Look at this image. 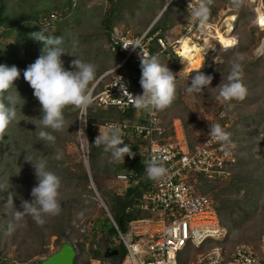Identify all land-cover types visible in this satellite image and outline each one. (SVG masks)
<instances>
[{
    "label": "trees",
    "instance_id": "trees-1",
    "mask_svg": "<svg viewBox=\"0 0 264 264\" xmlns=\"http://www.w3.org/2000/svg\"><path fill=\"white\" fill-rule=\"evenodd\" d=\"M75 1L0 0V64L15 65L21 70L20 77L14 83L25 101L20 116L21 119L25 120H21L19 123H12L5 130L0 131V185L5 188L0 191V245L3 233L8 230L9 223L7 220L9 218L12 220L15 211L23 210L21 208L22 200H31V189L37 184L31 163L26 162L24 160L25 155L22 156L19 153L23 147H28V151L33 156L47 159L49 169L61 181L58 196L59 213L54 216H46L43 225H38L34 221L31 223L28 216H25L27 217L26 222L28 225L26 229L29 227L34 234L41 232L42 229H47L46 238L51 236H57L58 239L59 237L69 238V228H71L72 223L69 216L74 205H82L83 202L87 203L88 201L90 203L87 206L95 207L98 205L96 194L93 188L90 187L87 168L77 160L72 163L71 152L68 153L67 151L65 154L62 151V145L59 143L64 130H68L71 133L70 137L74 139L80 109H74L72 106H67L64 109L65 127L63 131L53 133L56 137L54 144H44L36 135V125L32 121L38 123V119L42 117V110L38 100L33 95V89L23 78V71L39 57L43 45L42 42L31 38L29 34L40 31L43 27L46 34L63 35L69 50H71L72 43L75 41L79 57L95 65L96 75L92 82V87L115 62L124 58V55L119 51L111 50L110 39L113 28L116 25L122 26L124 29L131 26L133 29L137 28L135 33H138L137 31L143 33L167 3V0H108V6L105 9L101 6H94V9L88 12L87 10H82L85 0H77L79 3L74 7ZM222 1L223 7L229 5L238 14L235 29L237 44L232 48L222 49V61L216 65L213 64L204 73L213 77L211 86L200 93L193 92L191 94L206 99L212 98V94L219 91L218 88L214 87L222 82L223 76L226 78L228 75L231 62L236 60L237 57H241L242 59L239 61L241 64L240 78L247 91L243 99L231 101L237 103L239 107H243L262 100L256 110L250 111L247 109V111L239 114V122L245 127L243 132L234 128L228 131L230 141L236 146L237 155V164L233 168L232 177L228 185L225 188L216 189L215 185L205 183L200 185L201 188H198L202 193L213 196L212 198L216 203L222 224L227 228L228 235H231L240 226L237 221L239 218L244 220L248 216L251 217L258 211V208L264 210V201L261 194V191H264V171L257 176H252L254 169L261 165L262 160L260 158L264 159V148L260 152L261 156L259 159L253 158V152L251 153V149L254 148L258 138H260V134L264 132V59L249 56L248 49L254 43L255 38L250 39L249 36H241L240 34L242 29L251 23L246 18V15L249 14V7L245 6L244 0ZM220 7L222 8L216 2L208 10V17L217 15ZM252 12L250 11L251 15L254 16L255 12L253 10ZM168 13H173L174 16L172 15L169 18ZM175 14L177 17H175ZM186 15L187 12L182 8L181 0H175L168 5L152 30H156L161 26L167 29L177 24H183ZM47 21L51 23H47ZM95 23L99 24L96 29L92 27ZM257 28L259 26H254L253 29ZM253 29L251 31H254ZM78 38L79 40L77 41ZM91 40H99L101 43L100 46H96L94 51L89 50L92 46L85 48V44L91 42ZM89 45H92V42ZM151 50L153 53L159 51L157 41L154 40L152 42ZM75 58V56L70 54L62 56L64 67L68 70H73L71 61ZM159 58L162 63L170 67L174 74L177 73L180 68V61L173 52H170L169 56L166 53H161ZM122 70L129 79L132 88L138 94H142L143 90L139 82L141 77L140 62L129 58ZM260 70H263L261 74L259 73ZM190 78L191 76L178 79L173 104L168 108L158 110L167 128H170L175 117H179L187 129L190 122H194V112L185 101V95H189V93H186L185 88L188 86ZM223 82H226V80ZM104 83L102 80L99 81L95 92H98ZM259 90L262 91L261 94L258 93ZM136 112L138 111L132 108L123 110L117 106L101 108L91 104L87 107V132L89 145L91 146H89L88 153L89 170L97 190L108 207V212L111 213L122 231L128 230L131 220L146 215L138 208L130 210L129 207L136 205V202L147 191L153 179H150L144 170L143 161L145 159L126 154L124 162H115L112 160L110 153L103 151V146L95 147L92 145H94V140L97 136V125L106 122L133 123L136 119H139ZM186 115L189 119H185ZM68 119L70 121L67 125ZM165 121H168L166 122L167 124ZM187 129L185 130L186 135L190 146L193 147L200 141L191 140ZM249 135L255 137L254 145H252L253 141L250 142ZM122 139L132 148V151L140 150L144 144H147L145 138L137 137L132 130L123 132ZM24 141H28L30 144L25 146V143H22ZM57 154L61 157L59 160L55 159ZM73 157L75 158V154ZM123 169L131 174L127 181L128 184L125 187L118 185L120 189L113 194L109 192L107 201L101 192V187H103L101 180L109 177L114 178ZM195 178L200 181L207 180L202 174H197ZM218 182L222 181L218 180ZM243 187L246 191L241 196L239 191ZM226 192L232 193L235 197L231 198L229 194L225 196L227 195ZM40 235L43 236L42 233ZM92 235L94 238H113L116 235V229L113 224H110L107 229L101 228L98 232L92 231ZM82 238L87 237L83 235ZM81 246L86 247L85 242H81ZM114 248L119 251L118 246L115 245ZM124 254V246L122 254L119 251L117 255L109 258L104 257L100 248H93L92 246L89 249V256L101 258L104 261L108 260L109 264H120ZM85 264L90 263L86 261Z\"/></svg>",
    "mask_w": 264,
    "mask_h": 264
},
{
    "label": "built area",
    "instance_id": "built-area-1",
    "mask_svg": "<svg viewBox=\"0 0 264 264\" xmlns=\"http://www.w3.org/2000/svg\"><path fill=\"white\" fill-rule=\"evenodd\" d=\"M181 1L187 16L180 32L170 30L169 33H164L161 29L154 31L151 25L141 35H134L130 30L114 27L110 47L112 51L122 53L124 58L105 73L109 78L106 82L104 76L99 79L105 83L98 92H95L97 83L92 88V104L97 107L117 106L123 110L132 108L143 114V122H111L109 125L120 127L122 132L132 130L138 137L145 138L148 141L147 158L160 156L166 169V174L154 179L136 205L140 210L147 212L148 216L131 220L127 233H123L112 218L118 235L112 238L111 242L125 247L120 264H264V233L256 247L240 243L228 252L223 245L228 230L222 224L215 201L210 195L199 191L192 181L197 174H202L208 181L230 178L237 164L235 144L230 141L229 146L225 148L224 144L210 138L209 131L202 141L191 147L180 119L179 126L176 122L173 123L172 134L167 133L158 110L148 112L138 110L134 106V95L139 94L121 71L129 58L140 62L143 52L158 56L161 53L169 55L173 52L182 62L185 57L195 53L193 48L200 49L198 53L206 60V65L208 62L209 65L215 64L209 58L213 47L220 45L226 49L232 46L221 44L219 34L231 38L232 43H235L232 34L237 14L231 13L230 8L220 11L216 16L207 17L205 27L202 28L198 21L191 19L188 6L190 4L194 8L205 3L209 10L216 0ZM259 13L258 11V15ZM259 20L260 15V25ZM261 28L264 29L262 25ZM137 39L141 41L139 48L133 45L124 46ZM154 40L159 48L156 53L151 50ZM81 114L80 128L86 130L87 107L81 110ZM214 123L220 124L224 129L221 122ZM129 177V174L121 173L117 179L126 181ZM189 245L201 251L189 257L186 263H182L179 260L180 254ZM75 248L77 249L76 246ZM39 259L41 258H19L0 247V264H39ZM91 264L105 263L100 258H93Z\"/></svg>",
    "mask_w": 264,
    "mask_h": 264
},
{
    "label": "clouds",
    "instance_id": "clouds-1",
    "mask_svg": "<svg viewBox=\"0 0 264 264\" xmlns=\"http://www.w3.org/2000/svg\"><path fill=\"white\" fill-rule=\"evenodd\" d=\"M173 1L175 0H167L165 7L149 27L156 25L165 9ZM188 7L191 19L198 21L202 28L205 27V21L208 17V7L206 4L201 3L194 8L189 4ZM222 9L226 8L223 7ZM230 12L237 14L232 9H230ZM184 19L186 20V17ZM185 20L183 24H177L167 29L161 26L154 31L161 29L164 33H169L170 30H176L175 33L180 32L182 26L185 24ZM29 35L34 40L42 42L43 45L39 57L23 71V78L33 89V95L38 100L42 110V117L38 119V123L35 121L32 122L36 125L38 139L44 144H54L56 137L53 133L61 132L65 127L64 109L67 106H72L74 109L83 110L91 105L93 102L91 95L92 88L96 83H99L101 77L104 76L103 79L106 77L105 82L109 78L104 74L91 87L96 75L95 65L79 57L76 51L75 41H73L71 50H69L63 35L54 36L46 34L43 27L40 31L32 32ZM232 36L237 41L235 30ZM128 45L139 48L141 41L137 39L126 43L124 46L127 47ZM219 47L223 48L220 45ZM65 54L76 57L71 61L73 70H68L64 67L62 56ZM177 58L181 61L179 57ZM240 59L242 58L237 57L236 60L231 62L230 71L226 78L223 76L222 82L214 87L219 89L218 95L216 96L218 101L228 102L231 100H241L245 97L247 89L240 78ZM116 65H113L109 70ZM122 68L121 71H123ZM140 68L141 77L139 82L143 91L142 94L134 95V106L138 110L148 112L170 107L176 96L177 74H174L167 64L162 63L158 55L148 54L147 52L141 53ZM20 75L21 70L17 66L0 64V131L5 130L12 123H19L21 120H25L20 118L25 101L14 83ZM212 79L213 77L211 75L197 72L195 75H191L185 91L189 94L193 92L200 93L202 90L211 86ZM225 80L226 82H223ZM208 134L211 139L224 144L225 148L229 146L230 134L220 124H210V132ZM83 137L87 139L84 134ZM81 145L83 146V140H81ZM92 146H103V151L110 153L112 160L115 162H124L126 154L135 155L132 148L122 139L120 127L114 125L100 126L99 134L96 136L94 145ZM24 151H26L24 160L31 163L37 184L31 189V200H22L21 208L23 210L14 212L13 221L8 225V232H12L21 227L25 216H30L36 224L43 225L46 216H54L60 211L58 201L61 183L60 178L49 169L47 159L40 156H33L27 148ZM85 156H88V154H85ZM60 158L59 154L55 156L57 160ZM161 160L162 158L160 156L153 155L150 159L143 161L144 170L150 179H158L166 174V169ZM4 189L0 185V191Z\"/></svg>",
    "mask_w": 264,
    "mask_h": 264
},
{
    "label": "rangeland",
    "instance_id": "rangeland-1",
    "mask_svg": "<svg viewBox=\"0 0 264 264\" xmlns=\"http://www.w3.org/2000/svg\"><path fill=\"white\" fill-rule=\"evenodd\" d=\"M216 2L218 5H221L223 8L222 0ZM77 3L79 2L76 0L74 2V7L75 5H77ZM243 3L245 4V6L249 7V14L246 15V18L247 20L249 19L251 23H249L248 26L243 28L240 34L241 36L247 35L249 36L250 39H252L253 37L255 38L254 43L249 46L248 49L249 56H254L256 58L261 57L262 59H264V29H262L261 25L258 24V19L261 13V9L264 12V0H244ZM94 6H98V7L101 6L103 7V9H105L108 6V0H85V4L83 6L84 8H82V10L84 9L90 12L92 9H94ZM222 8L220 7L219 11L226 10L227 8L232 9L231 6L229 5L224 6V8L226 9H222ZM252 10L255 12L254 16H252L250 13V11L252 12ZM257 10L260 12L259 15ZM172 15L174 16L173 13H168L169 18ZM175 17H177L176 14ZM254 26H259V28L254 30L253 29ZM92 27L96 29L99 27V24L95 23L93 24ZM115 27L124 29L122 28V26H118V25H116ZM127 29H129L132 33H134V35L142 34L139 33V31H137L138 33H135V30L137 28L133 29V27L128 26ZM252 29L254 31H251ZM78 40L79 38L77 39V41ZM91 42L92 45H89L91 44ZM91 42L85 44L86 45L85 48L92 46L89 50L94 51L96 46L101 45L99 40L96 41L91 40ZM236 44L237 41L235 40V43L232 45V47L236 46ZM213 48L214 49L210 53L209 58H211L216 65L222 61L221 51L223 48L219 46H215ZM39 54H41V52ZM120 61L121 60H119L118 62ZM118 62H115L113 65H116ZM179 63H180V68L176 73L178 79H180L181 77H189L191 75H195L197 72L205 73L213 65V63L209 65L208 62V65H204L200 69H196L194 63H190V64L185 63V65L183 62L181 64V61ZM262 71L263 70H260L259 73L261 74ZM261 92H262L261 90L258 91L259 94H261ZM212 95L213 97L210 99H206L193 94L185 95V101L192 108L194 112L193 113L194 122L192 123L190 122L189 127L187 126L188 129L186 128L185 124L183 125L184 129L186 128L189 131V137L191 140L202 141L204 136L210 131V124H213L216 121L221 122L224 125V129L227 132L229 130H232L233 128L240 129V131L243 132L245 127L241 125V122H239V118H240L239 114L247 111V109L250 111L256 110L260 106V103L262 101L259 100L255 102V104H252L250 106L239 107V105L233 101H228V102L218 101L216 99L218 92ZM81 115L82 114L80 110L79 117L77 119V124L75 127L76 135L74 139L70 137L71 133L68 130H64L61 135L62 137H60L59 143L62 145L63 147L62 151H64L65 154L67 153V151L68 153L71 152L70 155H71L72 163L74 162V160L81 162L87 168L88 174L92 176L89 170L90 167L89 158L88 156H85V154H87V149H89L88 141H87L88 133L87 130L80 128V125L82 124ZM185 119H189V117L186 115ZM69 121L70 119L67 120V125L69 124ZM166 122L168 121H165V123ZM98 132H99V126L96 133ZM83 134L87 139H84ZM249 137H250V142L253 141L252 145H254L255 137L253 135H249ZM81 140H83V146L81 145ZM22 143H25V146L26 144L28 145L30 144L28 141H24ZM263 148H264V132L260 134V138H258L254 148L251 149L252 150L251 153L253 152V158L259 159V157L261 156L260 152L262 151ZM24 149H26V147H23L21 149V152H19L20 155L22 156L26 155V151H24ZM74 154H75V158L73 157ZM260 160H262L261 165L260 167L257 166L254 169L252 176H257L259 173L264 171V159L260 158ZM1 163L3 164V162ZM230 178L220 180L222 182H218V180H211L209 182L206 180L207 181L206 182L203 180L200 181L198 178H195V180L192 179V181L194 184H196L197 189L201 188L200 185L201 184L204 185L205 183L215 185L216 189H222L228 185ZM101 182L103 184V187H101L102 189L101 188L100 189L106 200L109 198L108 195L109 192L113 194L114 192L120 189L118 187V184H116V182L114 181L113 177L111 178L109 177L106 179L103 178ZM93 184L91 182L90 187L93 188L95 192V189L97 187L95 184L94 185ZM245 191L246 189L244 187L240 189L239 193L241 194V196L244 195ZM95 194H96V200L98 202L97 206L95 207L91 205L87 206L90 203L88 201L87 203L83 202L82 205L75 204L74 207L72 208L71 215L69 216L71 217V221H72L71 228H69V233H70L69 238L59 237L58 239L57 236H51L49 238H46V235L48 233L47 229H42L41 232L34 234V232L30 230L29 227L28 229H26L28 225L26 222L27 217H25L23 218L21 227L15 229L12 232H8L7 230L6 232L3 233V238L0 247L7 250L8 252H11L13 255L19 258H45L50 254H52L53 252H55L60 247L62 241H69L73 243L78 249V254L74 264H85L86 261H89V263L91 264V259H93L94 257L89 256V249L92 246L93 248H100V249H105L108 246V238H98V237L94 238V236L92 235V231L98 232L101 230V228L107 229L110 224L114 225L112 219L109 218L110 216L108 214V207L105 204L103 198L101 197V194L100 196H98L97 193ZM226 194L227 195L225 196H228L229 194V197L231 198L235 197L230 192H226ZM261 194L263 197L262 200L264 201V191H261ZM28 218L31 220V223H33L32 218L30 216H28ZM12 221H13V217L12 220L10 218L7 220L8 223ZM237 221L238 223H240L239 228L235 229L231 233V235H228L223 242V245L228 250V252L233 250V248L240 243H246L256 247L258 245V241L260 237L264 233V210L260 208H258V211L253 215H251V217L248 216L244 220L239 218ZM41 233L43 236L40 235ZM83 235L84 236L86 235L87 238H82ZM81 242H85L86 247H82ZM115 245L118 246L119 251L122 254L123 245L121 246V244L119 243H115ZM199 251H201V249L189 245L186 248V250L180 254L179 257L180 262L186 263L189 257H191L192 255L196 254ZM104 262L105 264H109L108 260H105Z\"/></svg>",
    "mask_w": 264,
    "mask_h": 264
},
{
    "label": "crops",
    "instance_id": "crops-1",
    "mask_svg": "<svg viewBox=\"0 0 264 264\" xmlns=\"http://www.w3.org/2000/svg\"><path fill=\"white\" fill-rule=\"evenodd\" d=\"M137 114H138V116H139V119H136V120H139L140 122H143L144 121V117H143V114L141 113V112H136ZM180 118L179 117H175V118H173V120H172V123H171V126H170V128H167L166 127V129H167V133H171L172 134V132L174 131V125H173V123L174 122H176V125H178L179 126V123H178V120H179ZM181 120V119H180ZM87 121H88V116H87ZM182 121V120H181ZM111 122H106V123H104V124H99V125H97L96 126V132H97V129H98V126L100 127V126H108L109 124H110ZM115 123H121V122H115ZM183 123V122H182ZM163 124H164V122H163ZM165 126V125H164ZM86 127H87V125H86ZM169 130V131H168ZM128 132V131H127ZM88 133V132H87ZM123 133V132H122ZM97 135L99 134V132L98 133H96ZM138 137V136H137ZM88 142H89V137H88ZM147 147H148V141H147V144H144L142 147H141V149L139 150H135V151H133L134 153H135V155H133V157H136V158H139V159H148L147 158ZM88 148H89V144H88ZM87 151L89 152V149H87ZM121 173H126V174H129V175H131L130 173H128V171L127 170H125V169H123L121 172H119L113 179H114V181L116 182V184H118L119 186H123V187H125L128 183H127V181L128 180H124V181H121V180H118L117 179V176L119 175V174H121ZM91 177V178H90ZM89 179H90V183L91 182H93L94 183V181H93V179H92V176L89 174ZM153 182H154V179H153V181H152V183L149 185V187H148V189L150 188V186L153 184ZM92 183V184H93ZM95 184V183H94ZM93 184V185H94ZM96 188V187H95ZM148 189H147V191H148ZM96 190H97V188H96ZM98 191V190H97ZM146 191V192H147ZM145 192V193H146ZM98 193H99V191H98ZM144 193V194H145ZM144 194H143V196H144ZM99 196H100V193H99ZM142 196V197H143ZM141 197V198H142ZM140 198V199H141ZM140 199H138V201L140 200ZM138 201L136 202V205H137V203H138ZM134 206V207H129V209L130 210H132L133 208H137V206ZM139 209V208H138ZM109 211V210H108ZM142 211V210H141ZM142 212H144L146 215L144 216V217H147L148 216V213L147 212H145V211H142ZM108 214H109V216H110V218L112 219L113 218V216L111 215V213L110 212H108ZM138 218H143V217H138ZM136 219V218H135ZM113 220H114V218H113ZM134 220V219H133ZM114 222L116 223V221L114 220ZM117 224V223H116ZM114 227H115V229H116V235L113 237V238H115L117 235H118V231H117V228H116V226L115 225H113ZM117 226H118V224H117ZM119 227V226H118ZM129 228H130V222H129V226H128V230L127 231H122L120 228V230L123 232V233H127L128 231H129ZM98 238H100V237H98ZM111 239L112 238H109L108 237V246H107V248H105V249H102V252H103V254H105V251L108 249V248H111V250H113V249H115L114 248V246H115V244H112V242H111ZM105 257V256H104ZM106 258H109V257H106ZM101 259V258H100ZM104 261V260H103ZM105 263V262H104Z\"/></svg>",
    "mask_w": 264,
    "mask_h": 264
},
{
    "label": "water",
    "instance_id": "water-1",
    "mask_svg": "<svg viewBox=\"0 0 264 264\" xmlns=\"http://www.w3.org/2000/svg\"><path fill=\"white\" fill-rule=\"evenodd\" d=\"M91 178V177H90ZM93 183V182H92ZM95 193L99 196L98 191L95 189ZM119 253L117 249L111 250L108 248L105 251V257H112ZM78 251L74 244L69 241H62L60 247L45 258L39 259V264H74Z\"/></svg>",
    "mask_w": 264,
    "mask_h": 264
},
{
    "label": "bare ground",
    "instance_id": "bare-ground-1",
    "mask_svg": "<svg viewBox=\"0 0 264 264\" xmlns=\"http://www.w3.org/2000/svg\"><path fill=\"white\" fill-rule=\"evenodd\" d=\"M260 25H262L264 27V12H261L260 14ZM219 42L221 44H223L224 46H229V45H233V41L231 38L226 37L223 34H219ZM185 49H187V46H185ZM195 50V53H193L192 55H188L187 57L184 58V60L182 61L185 65V63L190 64V63H194L196 69H200L202 66L206 65V60L202 57V55H199V50L198 48H193Z\"/></svg>",
    "mask_w": 264,
    "mask_h": 264
}]
</instances>
